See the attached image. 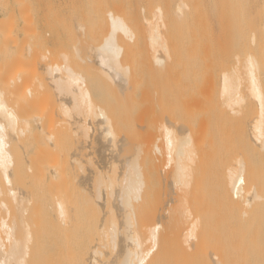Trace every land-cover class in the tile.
<instances>
[{
    "label": "rangeland",
    "instance_id": "1",
    "mask_svg": "<svg viewBox=\"0 0 264 264\" xmlns=\"http://www.w3.org/2000/svg\"><path fill=\"white\" fill-rule=\"evenodd\" d=\"M4 2V19L8 16L9 20H5L10 22L9 25L5 21L7 34L12 39L15 37V43L7 49L4 65L2 63V71L6 73L4 80L2 79L5 82L2 99L18 119L13 133L17 137L14 141L15 150L23 155L27 166L28 159L32 161L36 154L39 157V154L42 155V158L37 156L42 164L37 163V166H42L41 170L38 168L43 173L41 183H35L36 189L31 187L36 193L33 194L34 200L27 204V216L30 218L31 215L33 223H36L37 208L38 217H42L39 221L45 224L46 229L41 224L38 225L40 229L37 224L30 225H36L33 227L35 232L42 231L44 234L47 230L49 233L43 239L45 234L37 232L40 234L37 241L43 243V239L47 242L46 245L39 242L36 247H53V240H50L53 235L50 232L53 231L54 234L55 231L52 214L54 189L56 193L62 192L65 196L71 192L67 195L71 198L70 188L77 186L75 189L78 190V185H81L83 189H79L85 195L80 190L78 195L77 190H74L76 192H73V196L77 194L76 198L79 196L77 199L81 200L74 202L82 204L85 200L90 201L85 188L88 189V185L95 180L91 179L83 187L80 183L83 181L82 172L86 170V174L90 167L92 169L98 165L104 169L105 182L112 184L117 172L115 160L120 152L122 155L125 151L128 153L123 155H129L133 169L132 183H140L138 195L131 196L130 200L132 231L143 239L151 221L152 225L160 224L165 232L169 231L168 238L164 241L168 256L166 258L165 253L160 263L197 264L192 255L180 252L183 244H180L179 235L197 217V207L200 210L208 209V199L214 194V191L210 192L208 189L213 190L219 184H226L229 170L243 168L246 174L253 173L257 188L261 187L264 192V148L255 144L251 136L250 123L256 116L257 108L248 96L243 69L244 60L253 55L259 65L258 74L264 90V0ZM157 11L160 12L162 22L159 25L161 40L153 45L150 34H153L152 30L156 25L154 15ZM109 16L120 18L129 30V34L116 30L113 36L115 47L120 48L117 67L122 81L118 84L98 72L91 64L94 49L102 46L110 37L112 21ZM252 38L254 41L251 42ZM158 56L164 60L163 65H157L155 58ZM53 64L70 68L76 74L89 93L90 112L80 101L79 93L74 92V86L64 82L59 85L52 80L47 67ZM233 69L241 78L240 94L244 98V103L235 108L234 112L224 105L219 92L221 74ZM63 103L67 105L68 114L61 110ZM99 111L104 114L105 123H96L98 116L95 114ZM25 120L28 122L27 132L22 131L26 128ZM164 126L172 129L180 139L189 135L193 152V162L188 166L191 174L189 187L175 191L173 199L165 176L172 173L176 165L166 168L162 138ZM104 129L110 132L109 149L106 147ZM72 159L76 162L78 159L84 167L81 174L83 169L80 170L81 166L78 167L76 162L72 163ZM35 160L32 161L34 164L37 162ZM32 162L30 165H33ZM72 167L81 175L78 184L72 180V176L76 178V171L73 172ZM43 168L47 170L44 171ZM51 169H55L56 173L52 174ZM164 170L166 174L162 175L161 171ZM100 178L96 177L97 183L92 184L94 189L92 186L90 188L95 190L96 184L101 186L104 177ZM73 182L75 187L72 188L73 185L70 184ZM196 186L205 195L210 193V196L204 195L202 200L197 201L195 190L190 196L191 188ZM90 188L89 195L92 192ZM95 191L89 197L92 198L91 202L97 198H94ZM103 193L105 195L106 190ZM170 198L174 200V204L167 207ZM210 198L216 199L215 195ZM8 199L6 191L0 194V203H6L7 210H4L8 212L0 206L4 211H0V219L10 214L9 217L6 216L8 222L17 224L19 219L23 222L16 210L18 216L13 217L16 215L15 211L13 214L16 205L14 202L9 203L11 201ZM182 199L185 201L183 204ZM84 203V207L76 204V210L82 208L81 212H76L78 217L79 213L82 216L85 214L84 217L88 215V212L84 213L87 208ZM10 204L15 205H11L13 210L10 209ZM168 208L173 209L171 215V209ZM184 208L188 210L190 218L187 213L182 212ZM76 210L74 208L73 211ZM102 213L104 211L101 209L100 214ZM26 220L24 221L29 219ZM20 228L19 224L18 230ZM48 234L52 237L47 236ZM177 247L179 255H176Z\"/></svg>",
    "mask_w": 264,
    "mask_h": 264
},
{
    "label": "bare ground",
    "instance_id": "2",
    "mask_svg": "<svg viewBox=\"0 0 264 264\" xmlns=\"http://www.w3.org/2000/svg\"><path fill=\"white\" fill-rule=\"evenodd\" d=\"M4 1L5 0H0V194H3V192L6 191L7 197L10 199L8 200L11 201L9 203L14 202L16 205V209L13 210V206L11 205L14 204H10V209L13 210V214L16 210L17 214H20L18 215L22 218L23 222H25L24 220L26 219L31 220L30 222L29 220H26L27 222L23 223L18 217L17 219H19V222L21 223L18 222L15 224L14 222H8L7 217H9L10 214H7V217L2 216L3 218L0 219V264H159L162 261V258H164L165 253V257L167 258L168 256L164 241L167 240V233L169 231L165 232L160 224L152 225V221L151 224L146 227L143 239L132 231L131 227L133 226V219L132 210L130 209V200L132 198L131 196L136 197L138 195L140 191V183H132L131 173L133 172V169L131 167L130 158L128 157L129 155H123L128 153H125V151L122 155L120 152L118 158L115 160L117 172L116 179L112 184L107 181L105 182L106 176L103 168L95 165L96 167L94 166L92 169H90V167V170H87L88 173L85 174L86 170L84 171V167L79 163L80 161L77 159L76 162V158L73 156L75 159H72V163L76 162L77 166H81L80 170H83L80 171V174L82 171L84 172H82L83 175L81 176L79 172L76 171L77 169L75 170V168L72 167V171H76L74 172L76 178H73L74 176H72V180L74 179L77 183V181H80L79 178L81 176L83 181L81 180L82 182L80 183H82L83 187L86 184L88 185L89 182H91V179L92 181L94 179L96 182V177H104V181H102L101 186H97L96 184V191L93 190V186L95 185L94 181L88 185V189L85 188L87 196L90 197L92 192L95 191V197L94 194L93 197H97L96 199L93 198L95 202H91L92 198L85 196V199L88 198L90 200H85V203L83 202L84 205L87 206V208L85 206L86 210H84V213L88 212L86 217H84V213V216L81 215L82 213H79V217L76 214L79 210V208L78 210H76V208L81 204L78 202L81 200L77 199L79 196L76 198V195H79V192L83 189L81 185H78L77 190L75 189L77 186L75 187L73 185L75 184L74 182L70 184V186L73 185L71 186L72 188L75 187L73 189L70 188V191H72L71 196L74 197L73 192H76L74 190H77L78 192L73 199H71L72 197H67L71 192H68L65 196L62 192L56 193L55 189V192L52 190L55 195L52 207V214H54L53 219L55 221L53 227L55 228V231L54 234L53 231L50 232L53 235V238H50L51 241L53 240L52 244H50L53 247L49 248L50 246H48L49 249L46 248L48 250L36 247L37 243H41L40 240L37 241L40 238V234H45L43 239H46L45 236L49 232L46 230V233H44L43 230L44 234H42V231H37L40 233L38 234L35 232V228L33 230V227L36 226L33 224H37V226L40 225L41 223L39 220H41L42 217L39 216V219L37 208H35L36 219L38 221L33 218L36 221V223H33L34 221L32 220L31 215L29 214L30 218L27 216V204L30 200H34L33 194L36 192H34L35 190L31 189V187L36 189L37 187L35 183L37 182H39L38 185H40L43 173L39 171L42 169V166H37V163L41 164L39 163L41 159L38 161V154H36V158H30L32 161L37 159L35 160L37 161L35 163L37 166L36 169V166H33L35 164L31 160L29 161V159V164L27 166V162L23 159V155L15 150L14 141L17 137L13 136V133L18 119L14 111L8 107L2 99L4 94L3 86H5V82L2 81L5 77V72L2 71V63L5 54L7 55V49L15 43L13 41L15 37L12 39V36L10 37V35L7 34L8 28L6 22L8 21L5 19H8V16L4 19ZM183 7H185V4H183ZM154 18L156 25L152 30L153 34H150V40L153 45L161 40L159 25H162V22L159 11L155 13ZM111 21L112 31L109 35L110 37L108 36V40L104 42L102 46L94 49L92 58L94 63L91 59L90 63L92 62L91 64L95 66L98 72H101L118 84V82L122 81L117 67V57L120 48L117 49V47H115L113 36L116 30L125 34H129V30L120 18L111 17ZM9 23L10 22H8V24ZM252 41H254V38L251 39V42ZM155 61L157 65H163L164 63V60L160 59L159 56L158 58H155ZM47 69L50 77L56 82V84L58 83L60 85L64 82L69 86H74L76 88L74 92L79 93L80 101L86 106L87 111L90 112L89 93L83 88L82 83L76 74H74L70 68L60 67L55 64L50 67L48 66ZM243 69L248 84V96L255 102L257 108L256 116L250 123L251 136L253 141L256 142L255 144L258 143L261 148H264V90L259 79V65L253 55L247 56L244 60ZM240 87L241 78L236 70L233 69L221 74L220 97L222 98L224 105L232 112L235 111V108L244 103V98L240 94ZM61 107L63 113L68 114L66 103H63ZM95 115L98 116L96 117V123L97 121L105 123V116L102 112L99 111ZM99 117L101 120H99ZM103 118L104 120H102ZM27 123L28 122L25 120L26 128L22 130L23 132L29 130V128H27ZM98 123L100 125V122ZM102 123L101 126H103ZM104 133L106 134V147L109 149L108 143L110 132L104 129ZM188 136L189 135L186 134L184 138L180 139L175 135L172 129L166 126L163 127L162 138L166 168L172 164L176 165L175 169L170 174H166L165 170L161 171L162 175L166 174L165 179L168 180H166V182H169L168 185L171 198L173 195H176V193H174L175 191H181L182 189H188L189 187L191 174L188 166L193 162V152L191 150V138ZM84 154H86V151ZM39 155L40 157L42 156L41 154ZM86 157L87 156H85V158ZM30 162H32L33 165H30ZM73 166L75 167V165ZM45 169L43 168L44 171L47 170ZM50 172L55 174L56 170L51 169ZM77 174H79V176ZM227 177L228 181L226 184H219V186L214 188L215 190H210L211 188L208 189L210 192L214 191L212 196L215 195L216 199H211L210 197L212 196H210V193H207V195L210 196L209 199H211V206L209 205L208 199V209L200 210V208L198 209L197 207V217L195 219L193 218L194 220L188 224L185 231L179 235L180 244H183L180 252H183V254L185 253L188 256L192 255L193 260H196L197 264H264V192L261 187L257 188L258 185L256 186L255 184L253 173L249 172L246 174L243 168L229 170ZM92 184L94 185L92 186ZM90 186H92L93 189L90 188ZM79 187H81V189H79ZM89 188L92 189L90 195ZM86 189L88 192H86ZM105 190L107 193L104 195L103 192ZM194 190L197 194V201L199 199L202 200L201 198L205 195V192H202L201 190L199 191L197 186L196 188L192 187L190 196ZM30 191H33V193H30ZM81 192L85 195L83 191ZM30 195H32L33 198ZM37 195L39 196L40 194ZM38 198L40 199L41 197ZM81 198L84 200V196ZM171 198L167 203V207L171 206L174 201L172 200L173 198ZM39 199H37V201H39ZM74 200H78L77 203L74 202ZM184 202L182 199V204ZM72 205L76 211H73L74 208ZM0 206L3 207V210L5 208L7 210L5 202H1ZM183 207L184 206H182V208ZM100 208L104 211L102 217V214H100ZM171 208L168 209L170 210ZM81 209L79 210L80 212L82 211ZM173 209H171L170 215ZM1 210L2 208H0V211ZM3 210L1 212L4 213L5 210ZM169 210H167V212ZM5 212L8 213L7 211ZM182 212L187 213L190 218L188 210L184 208ZM17 214L13 217L18 216ZM21 214L25 216L24 220ZM93 215H95V218ZM170 215L169 217H171ZM80 216H82V219H80ZM11 219L12 218L9 220ZM31 223H33V226L30 225ZM19 224L21 227L20 230H18ZM16 225H18V227ZM44 225L45 224L42 223L40 226H43L46 229V226ZM40 228L41 227H39V229ZM171 228L172 227H170V229ZM36 229L38 230L37 227ZM52 235L48 234L47 236L52 237ZM49 237L47 239H49ZM43 239L42 241H44L43 243L46 245L47 241ZM45 245L42 246L44 247ZM40 246L41 245H39V247ZM177 249L176 252L178 253L179 248L177 247ZM176 255H179V253ZM181 258L183 259L182 256Z\"/></svg>",
    "mask_w": 264,
    "mask_h": 264
}]
</instances>
